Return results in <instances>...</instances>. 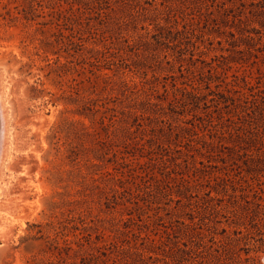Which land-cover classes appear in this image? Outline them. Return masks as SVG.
<instances>
[{
  "label": "rangeland",
  "instance_id": "obj_1",
  "mask_svg": "<svg viewBox=\"0 0 264 264\" xmlns=\"http://www.w3.org/2000/svg\"><path fill=\"white\" fill-rule=\"evenodd\" d=\"M161 1L145 4L147 12L134 8L127 13V8V16L120 19V0H0V87L7 122V153L0 170V227L7 230V225L12 223L10 234L0 230V264H125L129 254L120 250L127 251L134 245L142 255L132 257L131 264H264V229L261 233L255 229L247 231L225 217L228 212L220 209L213 199L217 195L208 184L209 181L214 183L217 173L214 166L220 165L219 157L209 159L201 155L207 152L203 142L213 140L210 134L214 135L213 126H236L228 117L241 110L231 105L217 106L212 100L218 99L214 94L223 91L225 83L244 85L242 78L232 76L241 64L232 62L228 66V59L224 57L231 54L248 61L245 65H249L246 67L253 74L246 79L252 81L253 89L246 88L243 92L250 99L251 93L260 98L264 97V78L258 80L256 77L258 68L264 71V52L253 49L261 58L258 65L250 66L255 58L247 53L236 54L228 44L233 38L219 36L211 30L215 22L210 20L209 28L204 20L199 23L200 13L206 12L205 8H208L207 14L213 13L210 17H216V4L212 0H204L202 12L187 5L179 8L181 4L177 5L176 0H164L167 11L154 19L153 11L157 13L163 9ZM58 9L69 14L73 21H65L57 13ZM187 20L199 27L195 35L190 32L191 27L185 26ZM228 20L231 25L232 16ZM126 21L129 23L123 25ZM252 26L260 28L257 23ZM225 29L239 36L233 28ZM103 32L108 39L107 46L113 42L112 52L120 45L131 53L133 60L137 59L133 52L140 54L148 47L140 45V50L135 47L133 52L128 51L133 38L141 36L143 41L152 43L149 48L157 50H151L154 55L148 53L146 56L150 66L145 70L136 69L127 56L109 57L108 62L100 58L96 52L105 49L99 36ZM245 34L256 38V47L264 43V34H261V41L254 33ZM194 44L204 52L195 49ZM214 55L222 56L211 59ZM217 64L221 65L217 68L221 74L212 71L210 77L207 71ZM117 65L121 67L117 69ZM189 66L194 73L185 70ZM179 69H183L182 74ZM115 70H118V77L125 80H151L152 84H145V87L154 88L152 101L160 104L154 108L157 114H146L151 118L143 121L148 131L138 132L136 140L140 139L138 136L147 138L155 134L165 135V138L171 132L172 136L166 138L171 144L165 142L163 147L154 144L150 148L151 144L146 143L144 149L130 146L121 147L122 153L117 152L128 160V164L115 173L117 178L124 181L132 174L146 176L147 186L154 190L155 185H159V190L154 191L160 193H157L159 197H146L136 186L124 181L120 184L123 185L122 193L116 194L119 204L106 208L98 190L92 191L90 186L100 183L106 171L113 172V165L106 161L99 165L96 158L104 154L84 127L101 131L98 126L101 114L94 112L104 110L103 102L94 105V101L108 93L101 94L98 89L95 92L81 90L76 94L68 87L73 85L88 90L91 86L88 78L95 80L101 74L112 75ZM172 75L176 78L170 77ZM203 77L205 82H201ZM197 86L200 93L192 88ZM176 87L194 92L198 98L190 99L189 106L184 107L178 101L183 96L176 92ZM234 88L239 89L238 86ZM69 94L73 95L72 99L67 98ZM86 98L93 101L85 104ZM241 103L242 109L256 111L255 116L242 119L245 126L254 132L264 130L263 104H246L243 100ZM88 105L92 111L86 108ZM83 111L85 115H81ZM205 111L212 112V116L195 117ZM70 122H74L73 125ZM152 127L163 129L164 133L152 132ZM179 127L193 128L195 132H181L186 138L176 139L174 134ZM188 139L193 140L189 145ZM114 151L110 150L105 159L112 158ZM92 163L96 165L93 167ZM122 171L124 176H121ZM140 180L136 179L138 183ZM78 190L85 192L80 194ZM138 204L142 210H136ZM215 207L220 210L218 213ZM129 217L131 220L125 221ZM81 218L87 222L96 221L89 225L94 229L92 240L97 245L102 241L96 235L117 237L107 251V260L89 262L86 241V246L80 249L73 244L77 252L70 251L68 258L66 253L62 254L67 263L59 260L61 256L54 244L62 246L65 239L76 240L80 232L76 227H82ZM234 230L240 233L234 234Z\"/></svg>",
  "mask_w": 264,
  "mask_h": 264
},
{
  "label": "trees",
  "instance_id": "obj_2",
  "mask_svg": "<svg viewBox=\"0 0 264 264\" xmlns=\"http://www.w3.org/2000/svg\"><path fill=\"white\" fill-rule=\"evenodd\" d=\"M28 2H33V0H25ZM122 2L121 8L119 9L118 13H121L120 19H125L127 16L126 11L127 8L129 10L134 8H139L140 11H149L147 7H145V4H151L152 1L155 0H120ZM216 4V17L212 18L210 17L211 14L208 12V8L206 9V12L200 13L201 17L199 19V23H201L203 20L206 22V26L210 24V20L215 22L213 24V27L211 30H215L217 34L220 35H227L233 38L231 42H228L229 45H232L234 48L236 54H243L247 53L250 57H254L255 60H253L250 64V66L258 65V60H260V55L255 54L253 52V49L257 52H264V43H261V47H256L258 44L255 42L256 38L245 34L247 33H254L258 35L257 38L259 41H261L262 35L264 34V0H212ZM177 5L180 3L179 8H182L184 5L189 6V8L197 9L198 12H202L204 9V0H176ZM231 2L230 5H228ZM160 4L163 6V9L158 10L156 13L153 11L152 18L157 19L160 15L164 14L167 10L165 7L164 0L160 2ZM164 12V13H162ZM58 14H61L63 16V19L65 21H73L72 17L64 13V10L58 9ZM125 13V14H124ZM232 16L231 25H228L229 18ZM212 18V19H211ZM136 20V19H133ZM219 21L221 23H219ZM189 21H185V26L188 25L191 27L190 32L192 35H195L196 30L199 27H196L195 24L192 22L189 24ZM129 22H124L123 25H127ZM257 23L260 28L253 27L252 24ZM221 24H223L221 26ZM216 26V27H215ZM233 28L239 36L237 37L236 33H234L232 30H226L225 28ZM209 28V26H208ZM216 28V29H215ZM209 30V32L211 31ZM116 33V31L114 32ZM262 34V35H261ZM101 41L104 42V50H97V55L100 56V58H104L106 62L107 58L109 57H119L123 58V56H127L129 59L133 60V56H131V53L125 51V48L121 47L120 45H117L114 47L116 49L115 52H112L113 47L111 45L107 46L106 42L108 39L106 38L105 33L99 34ZM114 38L115 35H114ZM211 43H213V40L208 38ZM116 40V39H114ZM248 40V42L246 41ZM219 44H221V41H218ZM140 45H147L148 47L146 49H143L142 53L133 52V48H137L140 50ZM242 45H245L246 47L244 49H237L236 47H240ZM152 47V43H149L148 41H143L141 36H138L137 38H133L132 43L128 46V51L133 52L132 54L137 57V59L133 60V63L136 65V69H147L150 65L148 59H146V56L148 53H152V51H156V49H150ZM193 47L195 49H199L200 52H204L200 46L194 44ZM207 48V47H205ZM152 50V51H151ZM209 50V49H208ZM232 50V51H233ZM229 51H231L229 49ZM96 55V56H97ZM144 56L145 58H138L139 56ZM152 55H154L152 53ZM231 55V54H230ZM225 56L224 58L228 59V62L226 63L228 66L232 62H236L241 64L240 67L236 68V73H234L232 76L235 79L242 78V81L244 83L243 86L238 84V82H235V85L232 83H225V89L221 92H217L214 95L218 97V99H212L213 101H216L217 106H220L221 104H225V107H229L230 105L233 106V108L240 111L237 112L236 115H232V117H228L231 121H234L236 126H225L217 124L213 126L214 135L212 132L210 133L212 135V142L204 141L203 147L207 150L206 154L201 153L202 156H206L207 158L211 159L215 156H218L217 159L220 163V165L214 166L217 168V173L220 175L214 174V183H211V181L208 182L210 188L215 191L217 198H213L214 200H217V204L220 207L221 210H225L228 212V214L225 215L227 219H231L232 223L239 224V226H244V228L249 231L250 229L258 230L260 233L264 229V130L262 131H252L250 128L245 126L244 119L245 117H252L256 115V111L250 110L249 108L245 107L242 109V100L244 103L248 104H256V103H262L264 106V97L258 98L256 94L251 93V99L249 95H247L246 92H243L244 89H249L252 91L253 89V83L252 81H248L246 77L248 75H252L253 71L250 68H247L245 65V62L247 63L244 58H235V56ZM264 57V53H262ZM222 56V55H220ZM218 55H214L211 57V59H216L220 57ZM93 57H90L91 59ZM249 60V59H248ZM264 60V59H263ZM131 65V64H128ZM121 65H117V69H119ZM221 65L217 64L216 67H211L209 71H207L210 74V77H212V71H215L216 75L221 74L217 70V68H220ZM130 68V66H128ZM181 74L183 73V69H179ZM188 73H194V70L189 66L185 69ZM204 70V68H202ZM113 73L112 75H109L108 73L101 74L96 76V79L93 80L92 78H88V82L91 86H89V89H80L79 87H74L73 85H69L70 90H74L76 94H79L81 90H84L85 92H95L98 89L100 90L101 94L108 93V95L104 98L98 99L94 101V105L97 104L98 101H102L103 104L101 105L104 109L103 111L100 109L95 110L94 114L100 113L101 117L98 121V126H100L101 131H97L94 127H92L93 130H91L88 127H84L85 131L88 136L91 138L94 137L96 139L97 146L100 147L101 152L104 154L101 157H95L97 160L100 161L102 165V162H110L113 165V172L112 171H106L103 173L102 177L100 178V183L93 184L90 190H98V195H100V198L103 199L102 204L106 205V208H115L114 206H117L119 202L116 200V194L121 192L122 193V187L123 185H120L121 183H126L134 185L138 188V191L145 195L146 197H153L156 199L159 197L157 195L160 194L159 192H154L155 190H159V185H155V188H151L150 186H147V181L145 179L146 176L142 175H130L129 178L125 179L124 181L121 178H117V175H115L116 172H118L119 167H124L126 164H128V160L125 156L121 155L118 156V153H122L121 147H124L125 149L132 146L133 148H139L144 149L145 144H151L150 148H152V145L157 144L160 147L164 146V143L167 142V144H171V140H166V138H169L172 136V132L169 133V135L165 138L163 136L165 135H157L154 136H148L147 138L139 137V140L137 139V136L135 135L138 132L145 133L148 130L143 124V121L147 119H151L150 116H146V114H157V110L154 109L158 107L160 104L154 103L152 101V91H154V88L151 86L150 88L146 89L145 84L150 85L152 84L151 80H146L145 82L141 81H134L133 79L125 80L121 77H118V74ZM146 71H144L145 73ZM240 72V74H238ZM147 75V73H145ZM172 78H176L175 75L170 76ZM258 80L261 78H264V71L261 68H258V76L256 77ZM211 79V78H210ZM208 79V80H210ZM205 79H201V82H203ZM143 86L141 87V83ZM205 82V81H204ZM200 84V83H199ZM233 86L229 88L228 86ZM219 86V85H217ZM234 86H238L239 89L236 90ZM194 90L199 91L200 93V87H192ZM176 92L182 93V96L180 99H178L175 96V99L180 101L184 107H188L191 99H197L198 95L194 92H190L186 89H181L179 87H176ZM85 92L84 95H85ZM236 94H238V97H236ZM68 99H72L73 95L69 94ZM93 100L86 98V103H91ZM260 101V102H259ZM228 102L230 104L228 105ZM113 103L114 105L112 107H109L110 104ZM205 109H208L209 106L205 104ZM86 108L90 111L93 110V108H90V106H86ZM230 112L228 111L227 114ZM85 111L81 113V115H85ZM203 114V115H202ZM205 116H212V112H202L201 114L195 115V117H199V119H205ZM236 117V120L234 118ZM238 120H241L237 122ZM71 123V124H70ZM70 123H64L65 125H73L74 122ZM83 126L84 124L81 123ZM64 126L61 128V132ZM134 127L136 129H134ZM204 128L207 129L206 126ZM189 132H195L193 128H183L179 127V130L175 132L174 136L176 139L182 138L185 139L186 136L182 137L181 132L184 133V131ZM209 130V129H208ZM152 132H158V133H164L163 129L160 128H151ZM60 132V131H59ZM194 135H197V133H194ZM227 135V136H226ZM134 136V137H133ZM199 137V136H198ZM211 138V139H212ZM135 139V140H134ZM192 140V139H191ZM190 139H188V145L190 142H192ZM216 140V141H214ZM203 141V140H201ZM176 146L177 143H173ZM117 147V149H115ZM119 147V148H118ZM110 150H115L113 153L112 158L105 159V156L109 154ZM98 152L99 149H96ZM181 151V150H180ZM102 158L103 160H101ZM165 163V162H164ZM93 167L94 163H92ZM138 165H142L138 163ZM177 166L180 165L179 163L176 164ZM121 176H124L125 173L122 171ZM213 175V174H212ZM213 178V177H212ZM136 179H141L140 183L136 181ZM96 181V179L94 180ZM158 183V182H157ZM78 192L84 193L85 190H78ZM209 195V194H208ZM138 196H141V194H138ZM137 196V197H138ZM178 196H180L178 194ZM72 203H75L73 201ZM157 203V202H156ZM129 211V215H131V209L126 208ZM143 207L139 204L137 205L136 210H142ZM71 211V210H70ZM216 213H218L220 210L218 207H215ZM123 220V219H122ZM131 218H127L125 221H129ZM124 221V222H125ZM102 222V220H101ZM82 227L77 228L79 230V234L76 235V240L69 241L67 239L63 240V245L60 246L58 244H54L55 250H57L58 254L61 256V259L64 263H67V258L69 256L70 251H73L74 253L77 252L76 249L72 247L73 244H76L79 249L85 247L84 241L88 244L89 250H87L88 254V261L96 263L98 261H105L108 259V249H110V246L114 245V242L117 237L112 238H105L103 235H96V238H100L102 241L101 245H97L92 240V231L94 230L89 224L93 223L96 224V221L90 220L87 222L86 220L81 218ZM103 229L105 230V226H103ZM225 232V230H224ZM234 234L240 233V231H233ZM121 234H126V232L121 231ZM169 233H167L168 235ZM80 236V237H79ZM57 243V242H53ZM94 244V246H93ZM56 245V246H55ZM150 249H148L147 252H149ZM121 253L129 254L126 258L125 264H131L132 257L141 256L139 248L137 246H133L130 249H121ZM179 251V249H177ZM66 253L67 258H63L62 254ZM54 264V263H51Z\"/></svg>",
  "mask_w": 264,
  "mask_h": 264
},
{
  "label": "bare ground",
  "instance_id": "obj_3",
  "mask_svg": "<svg viewBox=\"0 0 264 264\" xmlns=\"http://www.w3.org/2000/svg\"><path fill=\"white\" fill-rule=\"evenodd\" d=\"M1 86V85H0ZM4 107H3V104H2V100H1V87H0V170L2 169L1 168V166L3 165V162H4V159H6L5 157H6V150H7V144H6V137H5V134H6V123L7 122H5V111H4V109H3ZM38 118V117H37ZM2 176V175H1ZM0 180H1V178H0ZM1 182V181H0ZM26 217H27V215H26ZM2 223V222H1ZM0 223V224H1ZM11 223V222H10ZM4 224H6V223H4ZM12 224V223H11ZM11 224H6L7 226H8V228L10 229V228H12V226L10 227L9 225H11ZM1 226H3V225H1ZM6 226V227H7ZM4 228V229H3ZM3 230V231H5L6 230V228L3 226V227H0V230ZM9 229H7L6 231L7 232H9V233H7V234H10L11 233V229L9 230ZM1 230V231H2ZM9 230V231H8ZM2 231V232H3ZM5 231V232H6ZM1 236H2V234H0Z\"/></svg>",
  "mask_w": 264,
  "mask_h": 264
}]
</instances>
